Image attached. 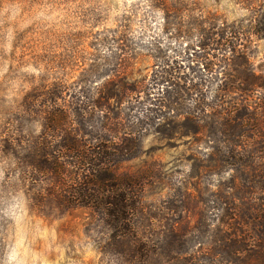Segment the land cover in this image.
Instances as JSON below:
<instances>
[{"label": "rangeland", "instance_id": "1", "mask_svg": "<svg viewBox=\"0 0 264 264\" xmlns=\"http://www.w3.org/2000/svg\"><path fill=\"white\" fill-rule=\"evenodd\" d=\"M97 144L136 238L67 199ZM259 210L264 0H0V264H264Z\"/></svg>", "mask_w": 264, "mask_h": 264}, {"label": "trees", "instance_id": "2", "mask_svg": "<svg viewBox=\"0 0 264 264\" xmlns=\"http://www.w3.org/2000/svg\"><path fill=\"white\" fill-rule=\"evenodd\" d=\"M242 108L248 113V108L244 105ZM75 147L77 146L73 143L69 148L74 150ZM131 156L129 151L119 148L110 152L107 146L101 144L94 145L91 151L77 150V173L67 187V199L72 205L90 207L104 214L115 239L136 238L134 225L140 207V182L133 177L119 176L116 173V167ZM259 212L262 216L258 224H261V233L264 234V210ZM237 247L240 248L239 245ZM135 252L138 254L139 248ZM261 253L259 257H264V253Z\"/></svg>", "mask_w": 264, "mask_h": 264}]
</instances>
